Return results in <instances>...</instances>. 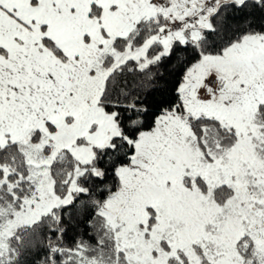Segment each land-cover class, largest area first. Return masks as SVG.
Instances as JSON below:
<instances>
[{"label":"snow or ice","instance_id":"snow-or-ice-1","mask_svg":"<svg viewBox=\"0 0 264 264\" xmlns=\"http://www.w3.org/2000/svg\"><path fill=\"white\" fill-rule=\"evenodd\" d=\"M0 264H264V0H0Z\"/></svg>","mask_w":264,"mask_h":264}]
</instances>
